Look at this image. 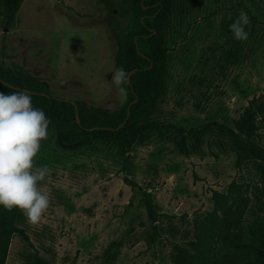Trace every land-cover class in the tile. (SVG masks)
<instances>
[{"label": "rangeland", "instance_id": "rangeland-1", "mask_svg": "<svg viewBox=\"0 0 264 264\" xmlns=\"http://www.w3.org/2000/svg\"><path fill=\"white\" fill-rule=\"evenodd\" d=\"M247 9L257 24L240 41L246 59L222 72V55L230 42L222 17ZM132 8L126 0H23L18 25L4 27L0 17V64L28 71L53 97L113 111L126 102L112 83L118 42L128 40ZM167 100L165 118L185 129L220 122L232 126L248 102L264 93V0H186L174 16L165 41ZM264 145V137L261 140ZM166 136L152 135L129 153L95 142L67 146L48 129L34 166L50 174L39 187L50 204L24 229L39 254L51 264H104L102 255L119 242L114 264H171L175 243L193 229V218L211 211L213 191L226 193L232 181L248 198L247 224L256 211L258 176L235 167L232 152L215 159L182 157ZM124 176L153 193L165 227L151 233L142 193ZM172 217V218H171ZM31 248L18 236L11 239L5 264H27Z\"/></svg>", "mask_w": 264, "mask_h": 264}, {"label": "trees", "instance_id": "trees-1", "mask_svg": "<svg viewBox=\"0 0 264 264\" xmlns=\"http://www.w3.org/2000/svg\"><path fill=\"white\" fill-rule=\"evenodd\" d=\"M132 8L128 40L118 42L115 69L129 73L126 102L119 109L108 111L84 102H71L53 97L48 86L28 71L12 70L0 64V93L27 92L34 108L43 110L54 130L67 146H90L95 142L116 146L125 153L134 146H144L152 135L166 136L173 152L189 158L205 157L207 147L215 159L232 152L235 167L250 169L258 176L256 211L247 224L244 217L249 200L241 185L232 181L226 193L213 191V209L193 218V229L184 232L182 243L173 245L171 264H264V93L253 97L232 126L220 122L206 123L185 129L167 121L163 106L167 100V50L165 41L171 22L186 0H126ZM23 0H0V17L4 27L15 28ZM250 17L251 27L257 21ZM237 13L222 17L220 27L230 42L225 49L222 72L246 59L240 41L233 38L229 25ZM231 17V19H230ZM247 30V29H246ZM130 106V108H128ZM129 113V114H128ZM79 118V123L77 122ZM124 182L141 191V205L152 225L149 243L168 230L165 227L153 193L124 176ZM172 218V217H171ZM24 215L18 209L0 207V264H5L11 239L18 235L31 252L27 264H51L31 243L24 229ZM121 243L112 242L102 255L104 264H114Z\"/></svg>", "mask_w": 264, "mask_h": 264}, {"label": "clouds", "instance_id": "clouds-1", "mask_svg": "<svg viewBox=\"0 0 264 264\" xmlns=\"http://www.w3.org/2000/svg\"><path fill=\"white\" fill-rule=\"evenodd\" d=\"M231 19V17H230ZM251 20L241 9L229 31L236 41H247ZM129 73L117 68L112 76L117 94L125 98ZM50 120L34 108L24 91L0 93V207L20 210L27 221L37 224L48 209L49 195L39 187L50 174L47 166H34L41 142L47 139Z\"/></svg>", "mask_w": 264, "mask_h": 264}, {"label": "water", "instance_id": "water-1", "mask_svg": "<svg viewBox=\"0 0 264 264\" xmlns=\"http://www.w3.org/2000/svg\"><path fill=\"white\" fill-rule=\"evenodd\" d=\"M128 108H130V106H129ZM128 114H129V113H128ZM79 121H80V120H79V118L77 117V122L79 123Z\"/></svg>", "mask_w": 264, "mask_h": 264}]
</instances>
